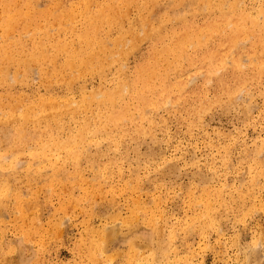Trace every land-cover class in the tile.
<instances>
[{
  "label": "rangeland",
  "instance_id": "374dc122",
  "mask_svg": "<svg viewBox=\"0 0 264 264\" xmlns=\"http://www.w3.org/2000/svg\"><path fill=\"white\" fill-rule=\"evenodd\" d=\"M35 1L38 11L52 10L51 17L28 22L10 38L22 35L27 47L36 41L45 42L46 47L54 40L76 43V36L62 31L56 18L59 9L74 4V25L79 30L78 2L85 0ZM101 1L85 2L94 10ZM153 1L165 6L170 0ZM242 1L247 9H257L258 2H264ZM190 3L186 20L172 23L178 31L206 18L201 0ZM138 13L136 6L130 8L129 18L122 21L124 30ZM104 29L100 42L113 47L117 30ZM145 36L135 46L129 44L128 56L102 73L81 75L66 70L60 74L65 54L48 49L55 56L53 67L34 59L27 69L13 66L9 70V76L19 74L21 80L0 84V106L7 110L13 103L23 106L29 102L20 98L83 100L95 89L113 88L121 77L133 79L158 42ZM216 43L210 40L207 48H217ZM252 45L258 50L257 57L264 59V49L252 39L232 50L241 54L247 70ZM201 57L195 56L192 62L174 57L181 61L180 70L168 74L169 101L173 103L149 105L138 125L128 122L124 130L87 138L77 160L63 150H53L48 152L55 163L53 169L51 159L32 168L21 167L18 172L0 165V188L5 180L16 188L10 198H3L0 264H148L147 260H155L153 264H264V72L230 98L217 87L219 75L208 79ZM173 63L168 58L160 70ZM150 84L158 86V80ZM178 84H183L182 93ZM199 105L196 114L189 113L191 106ZM87 109L52 121L57 137L68 138L83 119L97 123L96 104ZM3 132L9 138L0 152L15 151L20 163L40 148L29 142L17 149L10 139L11 124H0V136ZM15 192L20 193L18 199L34 203L27 219L14 212ZM112 228L116 230L106 237V251H98V258L92 261L89 251L103 243L95 231Z\"/></svg>",
  "mask_w": 264,
  "mask_h": 264
},
{
  "label": "bare ground",
  "instance_id": "6f19581e",
  "mask_svg": "<svg viewBox=\"0 0 264 264\" xmlns=\"http://www.w3.org/2000/svg\"><path fill=\"white\" fill-rule=\"evenodd\" d=\"M85 1L78 2L81 6L82 24L79 30H76L74 25L77 18L74 15L76 11L74 4L65 9H59L61 13L56 18L59 19L62 31L76 36V43L54 40L46 47L45 42L36 41L35 44L27 47L22 35L11 39V34L28 22H37V19L41 17H51L52 10L38 11L35 8L37 4L35 0H0V84L21 80L19 74L9 76V70L13 66L15 69L21 66L25 68L34 59L54 66L55 56L48 53V49L65 54V68L59 70L60 74L70 70L69 74L77 72L83 75L95 71L102 73L110 65L126 58L129 54L128 45L133 43L131 46H135L139 40L146 38L145 35L155 38L158 42L152 45L145 63L137 67L135 77L133 79L121 77L125 74L122 72L121 78L111 89H95L83 100L40 97L38 100L30 101V99L20 98L29 102L23 106L13 103L7 110H2L0 106L2 110L0 124H11L14 132L10 139L17 149L29 142L40 145L39 150L32 152L30 158L22 163L14 156L15 151L0 152L1 166L12 167L18 172L21 167L32 168L35 163H43L45 159L48 161L51 159L50 166L53 169L55 163L48 152L63 150L68 157L77 160L81 157L79 151L84 148L87 138L100 134L110 135L116 130H124L128 122L138 125L145 117L147 106L173 103L169 101L171 87L168 85V74L171 70L174 72L180 70L181 60L175 59L176 56L187 57L192 62L195 56L202 54L200 60L208 68L206 70L207 75H210L208 79H211L212 75H219L217 87L230 98L239 95L254 77L258 79L264 72V59L258 58L260 55L257 57L258 50L254 45L248 54L251 63L249 70L242 64L241 54L232 52L233 48L251 39L255 45H260V49H264V2L261 4L259 1L260 6L257 9H247L242 0H201L205 20L201 24L190 22L178 31L172 23L186 20L188 6L191 5L192 0H170L165 6H160L153 0H103L94 10L89 8ZM133 6L138 8L139 13L130 20V27L124 30L122 21L129 18V11ZM212 14L217 15L212 16ZM167 23L170 24V29H167ZM105 27L117 30L113 47L103 46L100 42V38L105 33ZM48 32L47 35H49ZM34 38H37V35ZM210 40L217 42V48H207ZM168 58L175 63L172 66H166L165 71H161L160 68L163 65L160 64ZM156 68H159L158 72ZM250 71L254 73L251 77ZM229 77L232 79L229 80ZM155 79L158 80V86L150 84ZM68 85H70L69 81ZM178 85L182 93L181 85L183 84ZM6 98L11 99L8 96ZM10 102L13 101L10 100ZM93 104H96L97 112L94 117L98 120L97 123L90 124L88 120L83 119L78 130L69 134L68 138L62 140L57 137L53 131L52 121H57V118L63 114L76 115L80 111H87V108ZM0 105L3 104L0 103ZM201 106H191L188 111L196 114ZM132 114H137L139 117L135 119L131 116ZM41 124H44L43 128L39 127ZM29 128L32 130L29 131ZM8 138L6 132H3L0 136V147L8 141ZM53 155L57 156V154ZM4 182L5 185L0 188V216L6 207L3 198H10L16 190L8 181ZM19 196L20 193L17 192L14 212H19L21 218L27 219L35 208L34 203L20 200ZM149 220L152 221V217H149ZM213 223L212 221L211 224ZM115 230L112 228L108 232L99 231V229L95 231L99 238L103 239V243L89 251L92 261L98 258V251L101 254L106 251V237ZM154 261L152 260L151 263L147 260L148 264H153Z\"/></svg>",
  "mask_w": 264,
  "mask_h": 264
}]
</instances>
